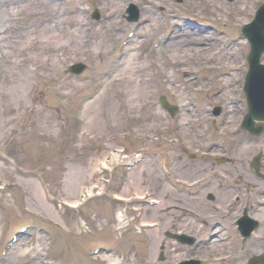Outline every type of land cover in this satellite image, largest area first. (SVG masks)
Segmentation results:
<instances>
[{
  "label": "rangeland",
  "instance_id": "obj_1",
  "mask_svg": "<svg viewBox=\"0 0 264 264\" xmlns=\"http://www.w3.org/2000/svg\"><path fill=\"white\" fill-rule=\"evenodd\" d=\"M131 2L142 10L139 23L126 18ZM263 2L0 0V264H177L227 253L239 238L225 245L220 227L202 226L186 212L230 225L240 213L237 206L226 214L235 191L218 178L199 197L178 193L159 155L177 146L183 178L202 177L197 163L206 161L207 173L241 177L249 201L264 195V181L250 170L264 132L248 141L241 131L250 48L242 32ZM75 63L85 71L72 73ZM164 97L181 104L175 117L162 108ZM143 148L147 157L125 176L129 169L118 163ZM224 156L231 161L218 166ZM89 188L106 192L73 207ZM144 188L166 208L128 206ZM254 214L264 221V208ZM154 219L163 230H137ZM209 229L211 248L164 236L186 233L199 244ZM101 243L116 249L96 252ZM254 244L249 258H264V225Z\"/></svg>",
  "mask_w": 264,
  "mask_h": 264
},
{
  "label": "water",
  "instance_id": "obj_2",
  "mask_svg": "<svg viewBox=\"0 0 264 264\" xmlns=\"http://www.w3.org/2000/svg\"><path fill=\"white\" fill-rule=\"evenodd\" d=\"M249 25H247L246 27H248ZM261 23L258 27V31L256 32L253 29H247L246 30V35L251 39V38H255V41L252 45V51L251 54L249 56V61H250V67L251 70H254V66L256 65V62L261 54V52L264 50V28H261ZM250 70V73H251ZM247 127H249V125H247ZM261 129L257 130V132H260Z\"/></svg>",
  "mask_w": 264,
  "mask_h": 264
},
{
  "label": "bare ground",
  "instance_id": "obj_3",
  "mask_svg": "<svg viewBox=\"0 0 264 264\" xmlns=\"http://www.w3.org/2000/svg\"><path fill=\"white\" fill-rule=\"evenodd\" d=\"M257 22H259L257 19L254 21V23H257ZM127 65H129V63L127 64ZM126 65V66H127ZM105 166H107L108 167V165H105ZM89 190V193H91V189L89 188L88 189ZM88 195V194H87ZM87 195H84V198L87 196ZM83 198V199H84ZM74 204V206H76V204H77V202H73ZM161 207L163 208L164 207V203L161 205ZM112 225V224H111ZM119 227H121V226H119ZM154 230H157V229H154ZM98 232V231H97ZM97 235V234H96ZM105 246L106 245H108V244H104ZM4 264H7V263H4ZM110 264H118V262L117 261H115V260H112V261H110Z\"/></svg>",
  "mask_w": 264,
  "mask_h": 264
},
{
  "label": "flooded vegetation",
  "instance_id": "obj_4",
  "mask_svg": "<svg viewBox=\"0 0 264 264\" xmlns=\"http://www.w3.org/2000/svg\"><path fill=\"white\" fill-rule=\"evenodd\" d=\"M181 219H182V218H181ZM181 219L179 218V220L177 221V226H178V227L180 226L179 223H180V220H181ZM174 221H175V220H174ZM165 232H166V231H165ZM165 232H164V233H165ZM164 243H165V242H163V244H164Z\"/></svg>",
  "mask_w": 264,
  "mask_h": 264
}]
</instances>
